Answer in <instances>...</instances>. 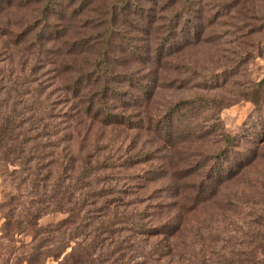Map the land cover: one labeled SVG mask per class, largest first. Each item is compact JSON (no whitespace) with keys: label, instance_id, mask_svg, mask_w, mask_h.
<instances>
[{"label":"trees","instance_id":"16d2710c","mask_svg":"<svg viewBox=\"0 0 264 264\" xmlns=\"http://www.w3.org/2000/svg\"><path fill=\"white\" fill-rule=\"evenodd\" d=\"M70 1L68 12L58 0H0V33L7 37L9 49L19 55L13 67H0V177L3 183L21 189V198L30 199L29 219L14 221L15 225L25 223L35 229L30 252L22 262L42 264L43 256L54 258L57 264H264V251L257 256L253 250L230 246L226 251L217 246L210 237L216 232L210 219L203 228L184 227V219L213 200L219 186L233 179L246 160L241 153L237 155L239 139L226 134L221 126L214 148L196 150V165L172 168L176 180L168 187L171 202L155 204V211H149L151 205L140 207L150 195L140 197L134 192L129 200V191L116 187L117 177L129 181V176H136L127 171L128 156H99V149L104 148L99 139L84 147L95 126L129 127V121H115L123 113L111 112L108 103L122 102L123 94L129 102V91H121L129 88V82L139 93L147 96L149 92L144 81L133 74L128 85L120 86L113 67L102 59L111 53L109 46L117 33L125 36L123 24L116 25V20H128L137 30L145 23L151 28L157 25L150 48L143 51L135 42L129 45L132 57L145 56L148 63H156L173 55L180 40L188 44L194 37L196 18L190 0H149L151 7L142 0H102L106 7L94 12L84 9L98 0ZM15 2L18 8L13 9ZM29 8L26 16L17 15ZM84 12L87 16L81 18L87 23H101L68 38L67 27H55L50 20L58 13L59 23H69ZM15 14L20 20L17 28L11 19ZM143 31L151 32L150 28ZM56 41L60 43L56 45ZM78 47L84 50L76 52ZM22 49L32 51L31 63L23 60ZM84 53L93 54L85 67L76 58ZM44 62L54 68L52 84L71 102L61 116L53 112L50 93L44 94ZM55 63L59 64L56 68ZM40 65L44 71L33 77ZM125 74L129 78V72ZM197 105L200 101L193 98L171 103L160 121H150L154 135L171 148L193 142V135L202 132L189 116ZM137 159L134 155L132 160ZM163 206L168 210L164 212ZM3 207L7 208L3 218L10 225L17 218L14 209ZM54 213L65 218L38 226V219Z\"/></svg>","mask_w":264,"mask_h":264},{"label":"rangeland","instance_id":"374dc122","mask_svg":"<svg viewBox=\"0 0 264 264\" xmlns=\"http://www.w3.org/2000/svg\"><path fill=\"white\" fill-rule=\"evenodd\" d=\"M58 1L65 9L72 3L70 0ZM142 3L146 7L152 6L149 0H142ZM16 6L17 2L13 3V9L18 8ZM105 7L102 0H98L85 7L84 11L94 12ZM190 7L196 18L194 37L188 44L180 40L181 45L173 55L156 63H148L145 56L142 59L132 57L129 45L135 42L143 51L150 48L157 25L151 28L145 23L141 30H137L128 20H116V25L123 24V28H120L125 36L117 33L109 46L111 53L104 55V51L102 59L113 67L120 86L128 85L126 81L133 74L144 81L149 92L147 96L139 93L138 88L129 82V88L121 89L129 91V102L125 94L122 95V102H108L111 112L123 113L115 121H129V127L121 124L113 128L95 126L84 147L87 142L99 139L104 147L99 149V156L115 153H118V157L128 156L127 171L129 175L136 176H129V181L117 177L116 187L129 191V200L133 199L131 193L134 192L140 197L150 195L151 198L142 202L140 207L151 205L149 211H155V204L167 205L171 202L168 187L176 180L172 168L190 163L196 165V150L200 147L208 150L214 148L218 141V125L221 126L226 134L239 139L237 155L241 153L246 160H242V167L233 179L219 186L213 200L184 219L187 222L184 227L203 228L205 221L210 219L216 231L211 232L210 237L217 246L226 251L231 250L230 246L235 250H253L259 256V252L264 251V0H190ZM31 10L17 12V15L26 16ZM84 14H79L69 23L67 20L66 23H59L60 20H56L61 17L58 13L52 14L50 20L56 24L55 27L65 25L68 38L76 31L85 33L101 23L95 24L94 20L87 23L81 18L87 16ZM17 15L11 18L14 28L18 27L20 21ZM148 28L151 32L147 35L143 29ZM5 40H8L7 37L0 33V67H13L19 55L9 49ZM55 43L57 45L60 41ZM81 50L84 48L78 47L76 52ZM21 52L23 60H30L28 62L31 63L32 51L22 49ZM84 55L76 58L78 65L85 67L90 64L93 54ZM54 57L51 56L56 59ZM42 65L46 67L45 75L41 78L45 83L44 94L50 93L53 112L61 116L71 102L52 84L55 75L52 64L45 66L44 62ZM42 65L35 67L33 77H40L44 71ZM57 65L55 63V68ZM29 68L30 65L26 71ZM57 70H60L59 67ZM126 72H129V78ZM188 98L200 101L189 116L192 115L190 121H196L194 125L202 132L193 135V142L179 143V146L171 148L154 135L150 121L156 124L167 113L171 103ZM59 118L54 121H59ZM134 155L139 159L132 160ZM21 193V189L3 183L0 177V264H26L22 258L30 252L29 244L35 229L29 224L17 226L14 223L29 219L30 199L21 198ZM9 197L13 199L10 205H6ZM3 206L13 208L17 217L10 225L3 218L7 211ZM167 210L163 206V211ZM64 218L62 213L48 214L38 219L37 224L45 227ZM42 257V264H57L52 257Z\"/></svg>","mask_w":264,"mask_h":264}]
</instances>
